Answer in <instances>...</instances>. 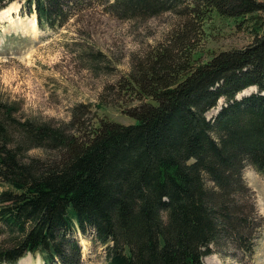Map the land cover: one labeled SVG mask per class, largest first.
<instances>
[{"label": "trees", "instance_id": "obj_1", "mask_svg": "<svg viewBox=\"0 0 264 264\" xmlns=\"http://www.w3.org/2000/svg\"><path fill=\"white\" fill-rule=\"evenodd\" d=\"M14 1L0 0V11ZM19 1L45 29L65 25L84 0ZM110 10L123 19L172 12L182 22L133 61L134 123L87 130L86 105L66 125L23 120L0 100V264L27 253L83 264L71 233L89 227L108 264H206L226 244L253 255L263 219L244 169L264 175V1L111 0ZM214 12L249 27L254 40L197 62ZM35 148L47 154L29 155Z\"/></svg>", "mask_w": 264, "mask_h": 264}, {"label": "rangeland", "instance_id": "obj_2", "mask_svg": "<svg viewBox=\"0 0 264 264\" xmlns=\"http://www.w3.org/2000/svg\"><path fill=\"white\" fill-rule=\"evenodd\" d=\"M110 3L84 0L65 25L45 29L36 26L38 30L36 15L34 20L22 9V2L4 9L17 7L0 18V100L17 107V116L23 120L66 125L74 111L86 105L91 110L83 118L87 130L98 127L102 120L134 123L129 110L140 100L127 89L133 61L144 59L153 47L167 42L182 19L172 12L149 18H117L109 11ZM258 14L259 19L264 17ZM202 31L195 51L197 62L207 61L223 50L243 48L255 35L246 25L216 12L205 21ZM252 91L249 89V93ZM223 104L221 99L207 112L208 118L215 117ZM28 154L42 157L47 153L35 148ZM244 176L263 219L255 252L248 256L233 244L217 245L204 257L206 264H264V175L250 164ZM71 236L81 245L83 264H108L106 246L99 242L93 228L84 233L76 229ZM22 261L45 264L40 254L33 253H27L16 264Z\"/></svg>", "mask_w": 264, "mask_h": 264}, {"label": "bare ground", "instance_id": "obj_3", "mask_svg": "<svg viewBox=\"0 0 264 264\" xmlns=\"http://www.w3.org/2000/svg\"><path fill=\"white\" fill-rule=\"evenodd\" d=\"M12 8H17L15 5H13L12 7H10L9 9H7V10H5V11H1V14H0V18H5V17H7V15L10 13L9 11L12 9ZM13 12V11H12ZM35 14H33L32 15V17L34 18V20H35V16H34ZM32 18V19H33ZM15 23V22H14ZM34 23V22H33ZM37 26V24H36V21H35V27ZM27 28V27H26ZM36 29H37V27H36ZM38 30V29H37ZM25 31H26V33L27 34H29L30 33V31L31 30H29V29H25ZM21 264H24V261H22V263ZM25 264H28L27 262H25Z\"/></svg>", "mask_w": 264, "mask_h": 264}, {"label": "water", "instance_id": "obj_4", "mask_svg": "<svg viewBox=\"0 0 264 264\" xmlns=\"http://www.w3.org/2000/svg\"><path fill=\"white\" fill-rule=\"evenodd\" d=\"M246 92H248V91H246ZM245 93V92H244ZM241 95H239V97H240Z\"/></svg>", "mask_w": 264, "mask_h": 264}]
</instances>
